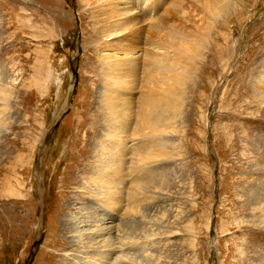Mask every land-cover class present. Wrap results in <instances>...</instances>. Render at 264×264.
<instances>
[{"label":"rangeland","instance_id":"rangeland-1","mask_svg":"<svg viewBox=\"0 0 264 264\" xmlns=\"http://www.w3.org/2000/svg\"><path fill=\"white\" fill-rule=\"evenodd\" d=\"M230 1L213 18L192 0L160 9L195 34L172 62L186 84L162 154L125 131V187L106 203L90 179L113 52L94 48L81 0H0V264H264V0ZM87 216L109 242L78 238Z\"/></svg>","mask_w":264,"mask_h":264},{"label":"bare ground","instance_id":"bare-ground-1","mask_svg":"<svg viewBox=\"0 0 264 264\" xmlns=\"http://www.w3.org/2000/svg\"><path fill=\"white\" fill-rule=\"evenodd\" d=\"M166 1L81 0L83 10L90 11L92 14L90 25L94 34L91 36L94 48L103 50L102 44L106 41L104 49L113 52L104 51L106 55L98 57L103 65L102 101L104 104L102 106H104L101 119L106 133L103 134L102 142L98 145L101 153L95 167V174L90 179L95 186L102 188L99 191L106 203L111 201L113 194L123 189L125 183L122 172L128 149L124 142L125 131L135 122L133 129L136 135L145 131L146 138L143 140L145 157L152 156L149 148H153L156 156L162 154L164 152L163 133L171 126L170 119L176 108V101L182 98V87L186 84L184 76L187 75L189 68L183 67L182 63V67L178 68V65H173L172 62L186 58L190 48L194 47L192 43L195 34L192 36L171 24L168 21L167 10L157 15ZM192 1H195L196 8L203 12L207 11L211 17L218 13H226L231 5L230 0ZM194 3L191 6H194ZM96 7L99 12L102 9L101 17ZM79 15L81 16V12ZM99 18L103 21L102 26H99ZM194 51L197 52L196 49ZM138 76L146 91L140 95V102L135 107L133 83L135 81L137 84L135 78ZM170 80L174 86L170 84ZM9 93V90L0 86V106H4V109L9 104ZM4 109H1L0 113ZM88 217L92 218L87 216L78 220V225L82 228L77 235L78 238L83 240L85 234H91L90 238H94L96 243L109 242L104 239V236L110 233L112 226L104 227L102 218L88 223L90 222ZM97 222L100 224H96ZM101 246L103 247L102 244Z\"/></svg>","mask_w":264,"mask_h":264}]
</instances>
